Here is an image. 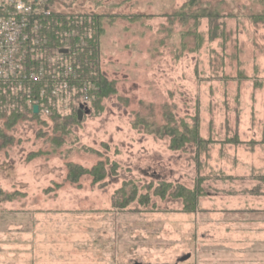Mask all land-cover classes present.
Here are the masks:
<instances>
[{
    "label": "rangeland",
    "instance_id": "374dc122",
    "mask_svg": "<svg viewBox=\"0 0 264 264\" xmlns=\"http://www.w3.org/2000/svg\"><path fill=\"white\" fill-rule=\"evenodd\" d=\"M50 8L100 17V69L117 93L95 111L63 86L61 123L84 107L50 155L48 108L45 125L0 120V264H26L28 250L34 264H264V198L253 196L264 149L248 153L264 139V0H55ZM19 48L27 58V42ZM164 112L189 125L197 117L214 144L170 151L168 136L151 134ZM99 161L115 162L117 175L66 180L67 164ZM160 180L172 184L164 198L154 194ZM124 183L137 197L121 209L113 198ZM176 184L203 191L195 213L171 195Z\"/></svg>",
    "mask_w": 264,
    "mask_h": 264
},
{
    "label": "trees",
    "instance_id": "16d2710c",
    "mask_svg": "<svg viewBox=\"0 0 264 264\" xmlns=\"http://www.w3.org/2000/svg\"><path fill=\"white\" fill-rule=\"evenodd\" d=\"M33 1L37 2L38 0ZM54 1L47 0L45 6L34 8L33 13L28 17L27 45L29 54L25 59L26 72H21L14 81L0 82V120L5 121L7 128L25 120H37L40 124L45 125L46 122L41 120V113L44 108L49 109L48 111L51 113L49 118L53 127L52 138L48 140L53 148L47 152L48 155L56 153L58 147L64 146V137L70 134L68 125L78 121L75 116L78 107L76 106L72 115L64 117L66 122L61 123L62 115L57 110L59 97L56 96L62 94L63 86H67L64 89L69 94L74 89L79 97L86 96L95 111L101 110V102L104 99L117 93L116 83L110 81L100 69V36L104 31L99 20L100 17L53 11L50 7ZM30 73L34 75L41 73L42 78L30 80ZM67 96L65 94L64 98L66 99ZM70 101H73L71 96ZM35 105L39 108L37 114L33 113ZM80 106L84 107L80 104L79 109ZM163 121L165 124L151 130V134L161 138L168 136L170 151H180L186 144H192L196 149L205 150L209 145L214 144L202 138L197 117L189 125L184 122L176 123L172 114L164 112ZM226 143L235 144V140ZM260 143L264 144V139ZM85 150L99 155L95 150ZM106 166H108V161H99L90 169L69 163L66 165V180L76 184L83 177H89L92 183L96 184L102 182L109 175H117L115 162L111 163L110 168ZM259 180L264 184V177H260ZM124 185L125 183L115 194V197L119 196L118 199L113 198V205L121 209L128 207L137 197L135 186L128 194ZM157 185L154 188V194L161 198H164L172 187V184L162 180L158 181ZM174 186L171 195L182 201L185 212L195 213L199 198L204 196L203 191L199 187L190 190L179 184ZM260 193L261 189L255 188L253 194ZM145 197L148 198V196Z\"/></svg>",
    "mask_w": 264,
    "mask_h": 264
},
{
    "label": "built area",
    "instance_id": "2783aa9c",
    "mask_svg": "<svg viewBox=\"0 0 264 264\" xmlns=\"http://www.w3.org/2000/svg\"><path fill=\"white\" fill-rule=\"evenodd\" d=\"M24 4L26 3L22 0H0V82L16 79L21 72H26V53H22L19 47L27 42V35L23 29L28 25L27 18L33 13L34 8H28ZM12 66L16 69L7 75ZM22 68L24 71H20ZM40 78L41 73L29 75L30 80Z\"/></svg>",
    "mask_w": 264,
    "mask_h": 264
},
{
    "label": "crops",
    "instance_id": "0c3cea01",
    "mask_svg": "<svg viewBox=\"0 0 264 264\" xmlns=\"http://www.w3.org/2000/svg\"><path fill=\"white\" fill-rule=\"evenodd\" d=\"M237 140V139H236ZM254 142H252L253 144H251V146H250V148H249V150H248V153L250 154V155H253L254 153H257V151H259V150H262V149H264V144H261L260 142H261V140L260 141H257V140H253ZM244 143H245V141H244ZM222 144V146H225V144L224 143H221ZM227 144H231V143H227ZM243 146H245V145H243ZM245 150V149H244ZM258 170H262L261 172H262V174H258V175H260V177H264V167H261L260 169L258 168ZM260 172V173H261ZM254 174H251V176H253ZM256 175V174H255ZM262 175V176H261ZM254 177V176H253ZM258 177V176H257ZM260 177H258V178H260ZM254 188L253 189H255V188H257V187H259L260 189H261V193L260 194H253V196H256V197H259V198H264V184H261L259 181H258V183L257 184H255L254 186H253ZM33 250H28V251H26L25 252V254H26V258H25V260L27 261L26 262V264H34V259H33Z\"/></svg>",
    "mask_w": 264,
    "mask_h": 264
},
{
    "label": "water",
    "instance_id": "95a60500",
    "mask_svg": "<svg viewBox=\"0 0 264 264\" xmlns=\"http://www.w3.org/2000/svg\"><path fill=\"white\" fill-rule=\"evenodd\" d=\"M80 109H82L81 106H80ZM33 113H34V114H37V113H38V106H37V105H35V106L33 107ZM77 120H78V121H81V112H80V110L78 111Z\"/></svg>",
    "mask_w": 264,
    "mask_h": 264
}]
</instances>
